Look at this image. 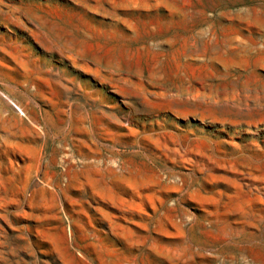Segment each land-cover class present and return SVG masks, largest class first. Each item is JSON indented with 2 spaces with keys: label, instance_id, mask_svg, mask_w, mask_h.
<instances>
[{
  "label": "rangeland",
  "instance_id": "1",
  "mask_svg": "<svg viewBox=\"0 0 264 264\" xmlns=\"http://www.w3.org/2000/svg\"><path fill=\"white\" fill-rule=\"evenodd\" d=\"M0 264H264V0H0Z\"/></svg>",
  "mask_w": 264,
  "mask_h": 264
},
{
  "label": "bare ground",
  "instance_id": "2",
  "mask_svg": "<svg viewBox=\"0 0 264 264\" xmlns=\"http://www.w3.org/2000/svg\"><path fill=\"white\" fill-rule=\"evenodd\" d=\"M21 110V109H20Z\"/></svg>",
  "mask_w": 264,
  "mask_h": 264
}]
</instances>
